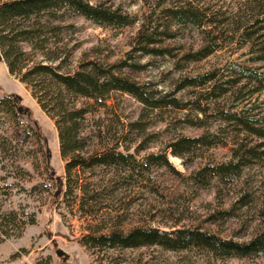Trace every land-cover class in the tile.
Returning a JSON list of instances; mask_svg holds the SVG:
<instances>
[{
  "label": "rangeland",
  "instance_id": "rangeland-1",
  "mask_svg": "<svg viewBox=\"0 0 264 264\" xmlns=\"http://www.w3.org/2000/svg\"><path fill=\"white\" fill-rule=\"evenodd\" d=\"M91 2L133 22L100 27L67 8L56 18L44 12L41 31L50 45L58 41L73 67L124 63L122 77L178 104L151 109L113 93L111 108L88 115L82 155L104 153L118 137L115 150L133 157L130 167L89 168L86 160L68 177L53 121L0 59V99L9 96L13 105H0V213L34 218L22 233L9 225L0 264H264V254L227 257L195 245L95 251L83 245L90 231L136 226L198 230L239 243L264 232V88L255 79L264 75V0ZM99 129L101 146L93 138ZM196 137L209 145L182 150L181 158L167 148ZM220 165L229 168L224 177L213 170L198 176ZM68 179L66 197L59 189ZM76 180L87 185L83 202Z\"/></svg>",
  "mask_w": 264,
  "mask_h": 264
},
{
  "label": "trees",
  "instance_id": "trees-1",
  "mask_svg": "<svg viewBox=\"0 0 264 264\" xmlns=\"http://www.w3.org/2000/svg\"><path fill=\"white\" fill-rule=\"evenodd\" d=\"M67 8L76 14L93 21L100 27L120 28L133 22L128 15L119 10H111L93 4L91 0H0V59L7 67L8 73L17 78L30 91L40 109L53 121L60 144V155L67 160L65 171L68 174L89 161L88 167L95 166H129L132 156L116 152L121 140L114 138L113 147L106 152H94L91 157L84 158L82 129L88 115L102 109L111 108L112 95L122 92L134 97L141 104L151 108L177 106L174 98L166 96L155 99L143 87L120 75L124 63L117 65L100 64L98 62L80 63L73 67L70 55L61 53L58 41L51 46L49 39L42 35L40 18L44 12L56 18L58 11ZM58 28V27H55ZM211 76V75H210ZM212 77H210V80ZM256 82L264 88V75L255 77ZM254 79V80H255ZM12 105V98L4 96L0 105ZM120 122L119 116L114 114ZM93 138L99 146L104 140V133L99 129ZM206 137L183 138L175 141L167 148L173 156L182 157V150H195L208 146ZM102 148H106L103 145ZM148 161H159L158 156H149ZM165 160V158H164ZM225 166L208 169L203 168L198 176L213 173L224 177ZM79 180V175H76ZM75 181V189L82 193L80 202L87 197V185ZM59 193L64 196L71 194V182L68 179L65 190L60 185ZM82 200V201H81ZM87 214L91 215L89 211ZM34 218L26 221L18 219L14 212L0 213V240L8 239L10 224L17 226L20 233L27 224H33ZM83 245L89 251L102 249H136L146 246H160L166 249L197 246L215 255L246 258L264 254V232L247 242H233L208 235L198 230L174 229L162 231L153 227L136 226L124 232L110 229L107 232L90 231L83 239ZM36 264H42L37 262ZM43 264H48L46 261Z\"/></svg>",
  "mask_w": 264,
  "mask_h": 264
},
{
  "label": "water",
  "instance_id": "water-1",
  "mask_svg": "<svg viewBox=\"0 0 264 264\" xmlns=\"http://www.w3.org/2000/svg\"><path fill=\"white\" fill-rule=\"evenodd\" d=\"M56 255L59 257V256H61V255H63V252L61 251V250H56Z\"/></svg>",
  "mask_w": 264,
  "mask_h": 264
}]
</instances>
